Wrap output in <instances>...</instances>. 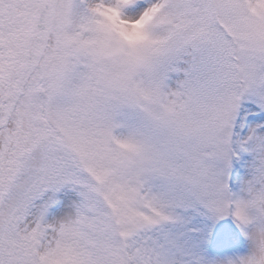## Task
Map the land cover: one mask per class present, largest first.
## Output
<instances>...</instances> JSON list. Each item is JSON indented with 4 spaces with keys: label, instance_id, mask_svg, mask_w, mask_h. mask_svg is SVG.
<instances>
[{
    "label": "snow or ice",
    "instance_id": "6c2138e0",
    "mask_svg": "<svg viewBox=\"0 0 264 264\" xmlns=\"http://www.w3.org/2000/svg\"><path fill=\"white\" fill-rule=\"evenodd\" d=\"M0 264H264V0H0Z\"/></svg>",
    "mask_w": 264,
    "mask_h": 264
}]
</instances>
